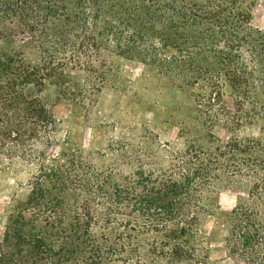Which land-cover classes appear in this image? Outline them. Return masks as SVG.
<instances>
[{
    "label": "trees",
    "instance_id": "obj_1",
    "mask_svg": "<svg viewBox=\"0 0 264 264\" xmlns=\"http://www.w3.org/2000/svg\"><path fill=\"white\" fill-rule=\"evenodd\" d=\"M252 6L0 0V38L20 25L40 54L32 64L0 50V156L37 170L3 228L0 264H205L197 228L217 184L233 176L247 178L249 190L230 212L226 250L236 264H264V33L249 24ZM103 51L137 60L189 94L194 128L179 129L163 164L148 149V164L136 158L127 174H100L78 151L49 153L55 119L30 92L47 81L65 86L77 70L95 72ZM256 124L258 137L225 143L207 131Z\"/></svg>",
    "mask_w": 264,
    "mask_h": 264
},
{
    "label": "rangeland",
    "instance_id": "obj_2",
    "mask_svg": "<svg viewBox=\"0 0 264 264\" xmlns=\"http://www.w3.org/2000/svg\"><path fill=\"white\" fill-rule=\"evenodd\" d=\"M249 24L264 33V0H253ZM0 50L18 51L28 62H39L36 38L20 25L4 31ZM93 70L97 77L95 72L77 70L65 86L47 81L39 92H30L55 119L49 153L78 151L100 174L111 171L112 175V169L127 174L135 168L136 158L148 164V149L163 164L166 151L180 142L179 129L194 128L189 94L179 89L180 82H168L152 68L111 51L101 53ZM222 99L225 108L231 109L230 98ZM259 128V124L246 125L231 133L208 125L207 131L225 143L232 136L258 137ZM36 172L35 166L0 156V238L7 218L29 196ZM248 190L249 180L242 176L223 177L217 184L211 211L201 219L194 238L205 264H236L224 240L230 212L246 200Z\"/></svg>",
    "mask_w": 264,
    "mask_h": 264
}]
</instances>
